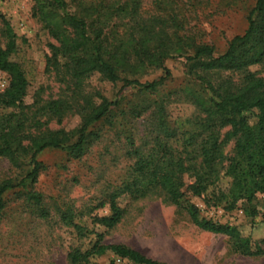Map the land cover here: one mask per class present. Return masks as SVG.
Instances as JSON below:
<instances>
[{"label":"trees","instance_id":"trees-1","mask_svg":"<svg viewBox=\"0 0 264 264\" xmlns=\"http://www.w3.org/2000/svg\"><path fill=\"white\" fill-rule=\"evenodd\" d=\"M30 1L33 17L55 42L49 46L48 63L62 69L56 72L63 77L67 95L24 105L28 82L13 61L15 36L2 19L8 41L0 49V71L9 76V82L0 92V159L15 169H29L18 183L0 182V222L4 196L15 189L39 219L47 220L50 215L41 195L28 187L45 171L37 157L47 150H59L81 159L99 139L93 125L105 122L112 126L108 120L117 110L123 111L122 100L111 102L84 93L82 85L88 78L97 74L104 81L122 83L146 97L158 93L164 78L151 83L139 79L157 69L168 75L164 63L174 58L184 60L187 84L183 93L198 116L186 121L187 128H171L162 103H155L157 117L151 143L134 147V141L127 138L126 157L133 164L127 180L107 197L110 215L92 217L89 229L71 208L59 212V223L78 240L91 235L95 238L86 249H71L69 264H98L108 254L131 264H163L131 248L105 244L103 234L95 231L111 230L120 223L125 215V208L119 204L122 199L135 203L157 193L168 204L179 207L187 192L202 199L206 208L232 212L239 203L250 205L258 194L264 198V78L251 71L264 65V0L254 1L246 17L247 29L220 55L191 33L190 21L198 0H152L148 9L143 0ZM223 74H227L226 79L215 81V76ZM232 75L240 79L234 82ZM139 107L131 106L135 118L146 113ZM68 114L79 116L73 130L48 128ZM230 145V153L225 154ZM185 212L198 229L226 236L233 252L253 258L264 256V219L249 226L263 232L253 238L243 228L205 220L194 206L186 207ZM245 213L252 220L257 216L255 209L247 208Z\"/></svg>","mask_w":264,"mask_h":264},{"label":"rangeland","instance_id":"rangeland-1","mask_svg":"<svg viewBox=\"0 0 264 264\" xmlns=\"http://www.w3.org/2000/svg\"><path fill=\"white\" fill-rule=\"evenodd\" d=\"M68 1V0H66ZM255 0H198L195 15L190 21V30L197 41L214 47L220 55L227 44L247 29L246 17ZM152 0H143L146 9ZM30 0H1L0 2V49L8 39L3 20L15 36L16 54L13 61L25 74L28 82L24 105L35 101L65 98L66 85L63 77L48 63L49 46L55 42L48 36L42 25L32 15ZM3 19V20H2ZM168 71L150 70L139 79L151 83L164 78L158 93L141 97L132 88L122 83L112 84L95 74L82 85L84 93L114 102L122 100L120 108L108 121L93 125L92 131L99 133V139L88 148L79 160L65 152L47 150L38 161L45 167L29 190L41 195L44 207L49 212L47 220L39 219L25 204L15 189L4 196V213L0 222V264H69L68 252L80 247L86 249L94 241L93 235L78 240L74 233L59 223L60 211L71 208L83 225L92 229V217L110 215L106 200L108 195L120 188L127 180L133 164L126 157L129 151L127 138L134 141V147L151 143L152 130L156 125V104L162 103L166 120L171 128H187L186 121L198 116V111L186 98L183 89L187 78L184 74V60L174 58L164 63ZM62 70V69H61ZM264 78V65L251 68ZM227 74L215 76V81L226 79ZM230 78L237 82L240 77ZM9 76L0 71V92L8 86ZM139 105L146 113L135 118L130 109ZM142 110H139V112ZM79 123V116L68 114L60 123L51 122L50 130H73ZM232 146L225 148L230 153ZM13 168L5 159H0V182L13 180L18 183L28 170ZM187 185L190 179H186ZM185 190V189H184ZM125 215L111 230L97 228L103 234V243L121 245L141 253L146 258L163 264H264L263 257H247L233 252L224 235L204 232L195 227L185 208L196 207L200 216L219 225L243 228L253 238L263 235L260 230H251L254 222L264 219V198L256 195L250 205L239 203L236 210L224 212L221 208H206L200 198L185 193L179 207L165 202L157 193L135 203L120 200ZM255 209L257 216L247 218L245 209ZM184 210V211H183ZM111 254L98 260V264H131L117 262Z\"/></svg>","mask_w":264,"mask_h":264},{"label":"built area","instance_id":"built-area-1","mask_svg":"<svg viewBox=\"0 0 264 264\" xmlns=\"http://www.w3.org/2000/svg\"><path fill=\"white\" fill-rule=\"evenodd\" d=\"M0 2H1V0H0ZM116 261H117L118 263L121 262V261H119V260H116Z\"/></svg>","mask_w":264,"mask_h":264}]
</instances>
